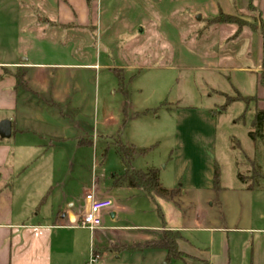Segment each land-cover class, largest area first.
<instances>
[{
    "label": "rangeland",
    "instance_id": "obj_1",
    "mask_svg": "<svg viewBox=\"0 0 264 264\" xmlns=\"http://www.w3.org/2000/svg\"><path fill=\"white\" fill-rule=\"evenodd\" d=\"M12 2L0 0V61H9L17 52ZM98 2L97 21L87 32L75 30L65 38L52 29L46 34L57 33L51 43L58 47L44 59L63 62L60 52L67 46L73 53L71 62L87 66L51 69L43 86L33 88L42 94V113L34 116L35 123L61 126L77 145L71 152L77 200H82L83 186L90 188L94 178L121 210L116 222L107 219L106 227H118L116 234L97 232L94 248L101 250L116 240L137 242L129 248L114 247L128 252L126 262L104 258L103 262L197 264L188 258L168 261L167 252L151 244L166 229H182L193 247L204 250L215 229L264 228V179L260 190L248 192L237 178L251 173L253 166H260L264 175V147L257 149L248 136L256 104L228 102L240 98V93L253 92L240 80L254 86L257 79L253 71L259 65L262 37L259 1ZM25 5L23 28L36 21L27 17L38 4L28 0ZM220 11L244 16L253 25L238 32L237 25L213 23ZM39 21L55 24L48 16ZM10 70L4 69L3 74L8 76ZM117 139L137 149L136 169L158 168L163 186L181 189L180 197L151 200L141 190L112 188V177L122 170ZM144 149H151L146 156L139 152ZM215 164L221 171L220 191L213 186ZM240 237L239 242L247 235ZM188 248L181 243V250ZM92 256L90 247L86 261Z\"/></svg>",
    "mask_w": 264,
    "mask_h": 264
},
{
    "label": "crops",
    "instance_id": "obj_2",
    "mask_svg": "<svg viewBox=\"0 0 264 264\" xmlns=\"http://www.w3.org/2000/svg\"><path fill=\"white\" fill-rule=\"evenodd\" d=\"M27 1L12 2L11 16L15 18L14 26L18 29L17 52L12 54L14 57L9 61H0V121L9 120L12 123L11 137H0V264H86L90 247L92 255L95 253L102 264H105L103 258L109 262H126L128 252H118L114 247L129 248L137 243L134 240H130L128 244L126 241L116 240L117 242H111L110 246L101 250L94 248L97 232L116 234L118 231V227L106 225L107 219L112 221L111 224L116 222L120 208L113 206L102 212L100 229L91 231L80 226L79 222L90 206L86 195L94 187L97 199L110 198V194L103 193L99 183L93 178L90 188L83 186L84 195L78 201L73 190L76 182L75 157L71 153L77 149L76 143L61 126L56 128L54 125L47 126L48 124L38 122L41 124L39 126L34 119L36 114L42 113L39 106L42 94L33 88L34 85L43 86L51 69L87 66L72 63L73 53L66 50L67 46L64 47L65 52H60L63 62L44 59L58 47V44L51 43L58 36L57 33L49 36L46 35L47 31H60L63 38L75 30L87 32L92 23L97 21L99 2L34 0L38 5H34L36 9L27 18L30 20L35 17L36 21L23 28V11L28 8L25 5ZM258 1L264 27V0ZM45 16L50 17L55 24L40 25L39 19ZM35 32V38L31 37V33ZM261 35L258 43L259 65L253 71L257 74L256 82L252 86V83L240 80L241 86L244 82L243 84L248 85L245 87L253 89L248 96L240 94L250 98L249 101L255 103L257 109H264L262 30ZM34 40L36 41L33 42ZM25 43L26 49L23 48ZM35 43L36 51L33 52L32 46ZM4 69L25 72L26 87H18L15 77L3 74ZM53 92L55 93L54 89L52 96ZM261 218L264 220V216ZM181 230L176 231L182 234ZM87 231L90 233L87 234ZM210 232L213 236L209 240V248L204 250L193 247L182 235L180 250L182 242L190 248L181 250L186 255L185 258L193 259L197 264H264V228L230 231L215 229ZM229 233H235L238 237H231ZM240 234H246L247 237L239 242ZM147 241L148 238H144L143 243Z\"/></svg>",
    "mask_w": 264,
    "mask_h": 264
},
{
    "label": "trees",
    "instance_id": "obj_3",
    "mask_svg": "<svg viewBox=\"0 0 264 264\" xmlns=\"http://www.w3.org/2000/svg\"><path fill=\"white\" fill-rule=\"evenodd\" d=\"M218 24H231L238 26V32L243 28L252 27L253 22L244 16L226 14L220 11L218 17L213 21ZM262 34L264 35V27L262 24ZM9 72V73H8ZM7 74L15 77L17 86L21 88L26 87L25 72L20 70H10ZM239 95V94H238ZM249 101L250 98H245L240 94V98H230L228 102L235 101ZM227 102V103H228ZM249 138L253 141V144L257 148L259 145L264 147V109H257L255 118L252 121L251 131L249 132ZM117 153L121 157L122 170L120 173H116L113 177V187L121 188L125 187L132 190L143 191L151 200H154L155 196H161L167 200L175 201L181 195V189H167L163 186L160 178V170L156 167H151L146 171L136 169L134 167V160L137 154V149L134 146H127L121 140L115 141ZM258 149V148H257ZM151 149H144L139 151L141 155L146 156ZM261 150V149H260ZM259 150V151H260ZM250 160V158H248ZM253 163V162H252ZM254 164V163H253ZM237 178L242 183V188L246 191L255 192L260 190V182L264 179L261 167L256 169L254 166L251 173L248 175L237 174ZM97 183V182H96ZM221 171L218 164L214 165L213 173V186L216 190H221ZM97 185V184H95ZM263 190V189H262ZM161 214V213H160ZM163 217V215L161 214ZM183 236L180 231L164 230L163 237L153 241L151 246L153 248H160L167 252V260H179L184 259L186 255L180 250L179 242ZM95 254V253H94Z\"/></svg>",
    "mask_w": 264,
    "mask_h": 264
},
{
    "label": "built area",
    "instance_id": "obj_4",
    "mask_svg": "<svg viewBox=\"0 0 264 264\" xmlns=\"http://www.w3.org/2000/svg\"><path fill=\"white\" fill-rule=\"evenodd\" d=\"M94 189L86 195V200L89 201V210L81 218L79 222L83 228L95 231L102 227V212L111 209L114 203L109 198L97 199L94 194ZM86 264H102L98 261V256L93 253L92 258Z\"/></svg>",
    "mask_w": 264,
    "mask_h": 264
},
{
    "label": "water",
    "instance_id": "obj_5",
    "mask_svg": "<svg viewBox=\"0 0 264 264\" xmlns=\"http://www.w3.org/2000/svg\"><path fill=\"white\" fill-rule=\"evenodd\" d=\"M12 134V123L9 120L0 121V137L8 139Z\"/></svg>",
    "mask_w": 264,
    "mask_h": 264
}]
</instances>
